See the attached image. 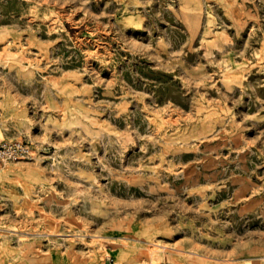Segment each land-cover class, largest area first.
Listing matches in <instances>:
<instances>
[{
	"label": "rangeland",
	"instance_id": "obj_1",
	"mask_svg": "<svg viewBox=\"0 0 264 264\" xmlns=\"http://www.w3.org/2000/svg\"><path fill=\"white\" fill-rule=\"evenodd\" d=\"M0 151V264H264V0H0Z\"/></svg>",
	"mask_w": 264,
	"mask_h": 264
},
{
	"label": "built area",
	"instance_id": "obj_2",
	"mask_svg": "<svg viewBox=\"0 0 264 264\" xmlns=\"http://www.w3.org/2000/svg\"><path fill=\"white\" fill-rule=\"evenodd\" d=\"M5 154H6V151H5V152H1V151H0V158L3 157ZM10 154H11V153H10ZM160 264H169V263H160Z\"/></svg>",
	"mask_w": 264,
	"mask_h": 264
}]
</instances>
